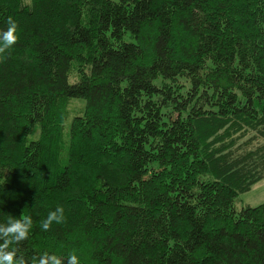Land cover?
<instances>
[{
    "label": "trees",
    "instance_id": "trees-1",
    "mask_svg": "<svg viewBox=\"0 0 264 264\" xmlns=\"http://www.w3.org/2000/svg\"><path fill=\"white\" fill-rule=\"evenodd\" d=\"M9 17L0 224L32 228L8 250L264 264V202L235 204L264 177V0H0Z\"/></svg>",
    "mask_w": 264,
    "mask_h": 264
},
{
    "label": "clouds",
    "instance_id": "clouds-1",
    "mask_svg": "<svg viewBox=\"0 0 264 264\" xmlns=\"http://www.w3.org/2000/svg\"><path fill=\"white\" fill-rule=\"evenodd\" d=\"M17 22L9 17L6 26L0 29V53L10 49L16 42ZM64 218V208L58 205L54 211H49L43 218L40 227L47 231L53 222L60 223ZM32 228V218L25 215L19 218L16 215L9 216L5 224H0V264H25V260L16 255L15 249L8 250L10 243H16L26 239ZM38 264H61L55 257L42 256ZM67 264H78V257L75 253L69 254Z\"/></svg>",
    "mask_w": 264,
    "mask_h": 264
},
{
    "label": "rangeland",
    "instance_id": "rangeland-1",
    "mask_svg": "<svg viewBox=\"0 0 264 264\" xmlns=\"http://www.w3.org/2000/svg\"><path fill=\"white\" fill-rule=\"evenodd\" d=\"M78 103H74L73 108H77ZM73 112V110H72ZM236 207L250 205L257 206V204L264 202V177L253 184L248 191L239 194L235 200Z\"/></svg>",
    "mask_w": 264,
    "mask_h": 264
}]
</instances>
